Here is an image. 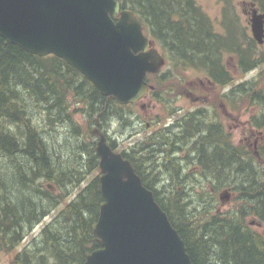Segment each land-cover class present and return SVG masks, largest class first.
Wrapping results in <instances>:
<instances>
[{
  "label": "trees",
  "instance_id": "16d2710c",
  "mask_svg": "<svg viewBox=\"0 0 264 264\" xmlns=\"http://www.w3.org/2000/svg\"><path fill=\"white\" fill-rule=\"evenodd\" d=\"M234 1L219 0V29L196 0H120L141 19L145 34L169 54L174 68L201 72L219 87L234 82L228 56L243 73L264 63V55L254 51L247 32L237 26ZM252 2L264 11V0ZM172 77L170 70L149 76L155 86L150 97L162 107L163 117L152 120V134L122 149L109 132L117 124L115 136L123 138L135 122L147 129L138 105L103 96L65 60L31 54L0 36V253L15 250L64 202L39 238L9 264H84L86 254L100 248L92 230L104 201L99 177L76 198L66 199L70 190L99 172L95 127L153 191L185 241L192 264H264V237L248 221L254 217L264 223V142L257 150L234 146L213 111L214 116L203 108L169 122L177 111L169 101ZM256 84L242 82L225 95L246 96L260 107L251 126L263 129L264 87ZM158 122L163 125L154 130ZM51 132L59 133L58 145ZM61 140L69 141L64 155L55 149L63 145ZM49 184L61 194L55 195ZM224 190L236 194L232 210L219 209Z\"/></svg>",
  "mask_w": 264,
  "mask_h": 264
},
{
  "label": "water",
  "instance_id": "95a60500",
  "mask_svg": "<svg viewBox=\"0 0 264 264\" xmlns=\"http://www.w3.org/2000/svg\"><path fill=\"white\" fill-rule=\"evenodd\" d=\"M251 27L262 43L264 13L253 10ZM0 36L31 54L65 60L121 105L144 99L154 89L148 75L166 63L141 19L120 0H0ZM92 133L104 201L92 226L100 248L84 264H192L185 241L131 161L98 127ZM229 198L225 192L221 200Z\"/></svg>",
  "mask_w": 264,
  "mask_h": 264
},
{
  "label": "rangeland",
  "instance_id": "374dc122",
  "mask_svg": "<svg viewBox=\"0 0 264 264\" xmlns=\"http://www.w3.org/2000/svg\"><path fill=\"white\" fill-rule=\"evenodd\" d=\"M197 3L202 7V9L207 13V15L214 21L217 28L220 29V22L222 21L223 16V5L219 2V0H196ZM251 0H235L233 5V10L236 13L237 19H238V28H242L244 25L249 28V22H250V13H247L246 10L249 11ZM219 26V27H218ZM249 34L250 29H249ZM156 45V44H155ZM157 48L160 49L158 45H156ZM165 55L167 58V65L163 69L162 73H168L170 70V74L173 76L169 81L173 82L170 87L174 88L173 95L169 96V101L173 109L177 110L175 114L179 116V110L183 109L182 111H187L189 109H194L197 107H209L212 109L214 115H216V118L224 125L226 128V131L229 133L232 139V143L238 146L247 145L250 146V148H254L253 144L259 140V142H264L260 137L257 136L256 130L251 125V120L254 116H256L259 111L260 107L253 105L249 100H246V96H236L232 97V101H229L228 96L225 95L226 93H230V88L232 86H236L242 82L247 81H255L257 84V88L261 89L264 87V63L261 64V66L257 67L256 69L243 73L241 72L237 67H234L236 64V61L231 58V56H228L225 60L226 65L228 69L230 70L231 74L234 77V82L230 86L225 87H219L215 84L211 83L206 76L197 71L189 70V69H183V72L180 73L177 68H174L172 66L171 59L169 57V54L166 52H163V50H159ZM257 51V50H256ZM258 55H264V48H260L259 51H257ZM173 69V70H171ZM188 92L189 95L186 93ZM232 102V103H231ZM145 105L143 109H141L142 112H140L141 118H145L144 121L148 125L147 129L143 126V124H139L138 122H135V128L134 130L131 129L129 133H126V136L123 138H119L115 136V131H117V124H114V126L111 129L110 136L112 139H116L119 148H126L129 149V147L133 146L136 142L143 140L146 136H149L152 134V130H149L152 126V120L155 119V117H163V109L162 107L156 102L155 99L152 97H146L143 101L139 104ZM140 108V107H139ZM214 109V110H213ZM184 113V112H183ZM182 113V114H183ZM213 115V114H212ZM213 115V116H214ZM176 118V117H174ZM168 119V118H167ZM78 123L83 126V129L86 126L83 118L80 115H77ZM165 121V119L163 120ZM144 123V122H143ZM167 124L169 122H166ZM163 125V122H158L156 126H153V129L155 130L158 127H161ZM229 127V129H228ZM50 136L55 140V145L57 144V141L59 140V133L54 134V132H51ZM61 146H57L55 149L59 153L66 154L68 151L69 141L66 143L64 140H61L60 142ZM59 144V143H58ZM57 144V145H58ZM9 173H13V169L9 168ZM99 172H94L90 174L83 184L79 186L78 188H75L73 190H70L68 192L67 200L71 201L72 199L76 198L78 195V192L85 187L95 176H98ZM47 186V184H46ZM55 188V187H54ZM51 190V189H50ZM53 191V190H51ZM226 190L222 191L220 194H224ZM66 191H63L65 193ZM230 192V198L229 201L221 202L219 209L223 211L232 210L237 203L235 202V193L232 191ZM53 193L61 194V192L56 191V189L53 191ZM64 207V202L60 204L55 209L51 210L49 212V215L42 219L40 223L35 225V227L27 233L25 236V240H23L22 244L19 245L15 250H13L11 253L1 252L0 253V264H9L11 259L18 253L21 252L26 246L31 245L32 241L35 238H39V235L43 228L51 223L53 218L56 216L58 211ZM249 223L252 227H254L260 234L264 237V223L256 222L254 217H250L248 219ZM254 222V224H252Z\"/></svg>",
  "mask_w": 264,
  "mask_h": 264
},
{
  "label": "flooded vegetation",
  "instance_id": "af4514ba",
  "mask_svg": "<svg viewBox=\"0 0 264 264\" xmlns=\"http://www.w3.org/2000/svg\"><path fill=\"white\" fill-rule=\"evenodd\" d=\"M250 4V3H249ZM257 9L259 12H264V11H262L261 10V8L260 7H258L257 6V4H250V9H249V11L248 10H246L247 11V13H250V16H251V14H252V10H254V9ZM242 27H244L245 29H246V32H247V35H248V37L250 38V40H253L254 41V46H255V48H256V50L257 51H259V49L260 48H264V38H262V43H260L259 41H257V40H255L254 38H253V35H252V28H251V17H250V22H249V28L246 26H242ZM244 29V30H245ZM249 29H250V33H251V36H250V34H249ZM234 67H236V66H234ZM232 87L230 88V92L232 91ZM187 95H189L188 94V92L186 93ZM232 97H234V95L233 94H231L230 95V97H229V101H232ZM233 102V101H232ZM231 102V103H232ZM199 108H203V109H205L206 111H208V112H210L211 114H212V109L211 108H209V107H205V106H201V107H197V108H194V109H189V110H187L186 111V113L187 112H194V111H196V110H199ZM183 109H181V110H179V114H182L183 112H185V111H182ZM174 113H176V111L174 112ZM183 114H185V113H183ZM177 116V114H174L171 118H173V117H176ZM177 118V117H176ZM222 124V123H221ZM222 126H223V128H224V131H226V128L224 127V125L222 124ZM228 129H229V127H228ZM227 132V131H226ZM256 132L258 133L257 134V136L258 137H260L262 140H264V128L263 129H259V130H256ZM229 134V133H228ZM231 137V136H230ZM261 142H259V140L257 141V138H256V142L253 144V146H254V148H255V150H257V148H258V145L260 144ZM234 146H235V144H233ZM257 155L259 156V154L257 153ZM178 157H180V156H178ZM184 157V156H183Z\"/></svg>",
  "mask_w": 264,
  "mask_h": 264
}]
</instances>
